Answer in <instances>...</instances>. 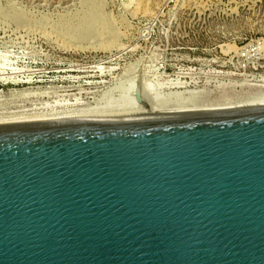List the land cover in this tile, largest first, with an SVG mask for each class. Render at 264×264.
<instances>
[{
	"label": "water",
	"instance_id": "water-1",
	"mask_svg": "<svg viewBox=\"0 0 264 264\" xmlns=\"http://www.w3.org/2000/svg\"><path fill=\"white\" fill-rule=\"evenodd\" d=\"M0 264H264V104L0 124Z\"/></svg>",
	"mask_w": 264,
	"mask_h": 264
},
{
	"label": "rangeland",
	"instance_id": "rangeland-1",
	"mask_svg": "<svg viewBox=\"0 0 264 264\" xmlns=\"http://www.w3.org/2000/svg\"><path fill=\"white\" fill-rule=\"evenodd\" d=\"M86 1L0 0V117L264 96V0H101L104 29H65Z\"/></svg>",
	"mask_w": 264,
	"mask_h": 264
},
{
	"label": "bare ground",
	"instance_id": "bare-ground-1",
	"mask_svg": "<svg viewBox=\"0 0 264 264\" xmlns=\"http://www.w3.org/2000/svg\"><path fill=\"white\" fill-rule=\"evenodd\" d=\"M100 1L101 0H90L89 3H88V1L81 2V6H80L81 7V13L79 12L81 15L78 16L79 17L78 21L76 23H74V21L66 20V21H64L65 22L64 28L67 27V29H70V30H73V29L75 30V28H76V30L82 32L85 30L86 31L91 30V27H90L91 25L97 26L98 28H99V26L100 27L103 26V24H102L103 22L101 23V21H100L101 18L99 17V16H101V17L103 16V14H101V13H103V11L102 10L99 11L101 13L98 12V14H100V15L97 14L98 8L100 6L102 7V5L100 4ZM90 2H92V3L90 4ZM101 3H102V1H101ZM78 11H80V10H78ZM14 12H13V14H15ZM10 16H12V15H10ZM68 18H70V17H68ZM105 19L106 18H104V20ZM105 23H106V25L109 24V22L107 24V21H105L104 24ZM104 27L106 28V26H104ZM101 28L104 29L103 27H101ZM107 29H109V28H107ZM107 29H105V30L107 31ZM93 30L98 31V29H93ZM93 32L95 33L96 31H93ZM93 32L90 34H94ZM98 32H101V30ZM98 32H96V33H98ZM102 32H103V30H102ZM109 32H106V33H109ZM71 34H74V33H71ZM101 34H99V36H101ZM80 36L82 37V35H80ZM111 70H113V69H111ZM145 89H146V87H145ZM131 92H133V91H131ZM133 94L134 93H130L128 95L129 97L125 101L122 100V102H118L116 104L111 103V105H105V106H98L97 105L95 107H88V108H82V109H76V110H69V111L64 110L65 112L60 113V114H53V115L51 113H50L51 115L42 114L43 116H39L40 115L39 114V115L34 116V117H32V116L27 117L26 115H25L26 117L20 116V115H18V117L17 116L16 117H0V124L22 123V122H31V121H49V120H57V119H71V118L131 117V116L148 115V114L208 111V110L232 108V107H239V106L264 104V96H258V97H254V98L253 97L249 98V99L244 100V101H236V102H232V103L206 104V103L201 102L199 100H192V101L189 100L188 102H178V103L172 102L173 104H171V105H164V106L162 105V107H159V105L158 106L157 105L152 106L153 104H155V102L153 103V101H152V102H150V104L153 103L151 106L150 105L144 106V104L146 103L145 101H144L145 103H143L141 105H140V103L139 104L136 103V101L137 102L141 101V99H140L141 96L138 99H136L133 97Z\"/></svg>",
	"mask_w": 264,
	"mask_h": 264
}]
</instances>
